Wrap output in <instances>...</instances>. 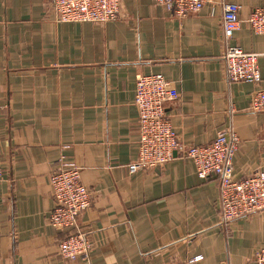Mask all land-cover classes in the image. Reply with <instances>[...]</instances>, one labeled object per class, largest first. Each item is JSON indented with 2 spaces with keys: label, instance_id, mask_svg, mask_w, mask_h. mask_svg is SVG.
<instances>
[{
  "label": "crops",
  "instance_id": "obj_1",
  "mask_svg": "<svg viewBox=\"0 0 264 264\" xmlns=\"http://www.w3.org/2000/svg\"><path fill=\"white\" fill-rule=\"evenodd\" d=\"M221 2L239 6L231 44L260 54L261 82L228 84ZM264 0H215L176 17L153 0H121L106 23H59L48 0H0V264H255L264 248V209L219 224L217 181L187 159L130 174L137 158V75L174 83L165 105L187 145L226 130L239 139L237 179L264 168V36L244 22ZM60 161L80 169L92 203L79 219L89 260L58 254L49 175ZM195 261L189 262L193 258Z\"/></svg>",
  "mask_w": 264,
  "mask_h": 264
},
{
  "label": "built area",
  "instance_id": "obj_2",
  "mask_svg": "<svg viewBox=\"0 0 264 264\" xmlns=\"http://www.w3.org/2000/svg\"><path fill=\"white\" fill-rule=\"evenodd\" d=\"M49 9L59 23H106L120 13L121 0H48ZM156 5L176 17L197 14L203 6L215 0H153ZM221 28L224 49L221 56L224 77L228 84L261 82L257 53H249L232 45L233 32L239 29V6L221 2ZM254 34L264 36V8L253 9L244 20ZM178 99L174 83L158 74L137 75L133 105L137 112L138 154L130 162V174L162 167L175 159H187L200 179L213 178L219 191V224L229 227L237 219L249 217L264 209V168L237 179L233 174V156L239 139L226 130L204 145H187L175 133L165 105ZM250 111L264 112V88L251 95ZM3 170L0 168V184ZM49 186L55 203L48 216L51 227L62 231L57 244L59 256L67 261H88L92 245L87 234L78 226L80 215L90 208L91 193L82 185L80 169L60 161L49 175ZM197 257L189 262L195 261ZM255 264H264V248L254 255ZM175 264V263H174Z\"/></svg>",
  "mask_w": 264,
  "mask_h": 264
}]
</instances>
